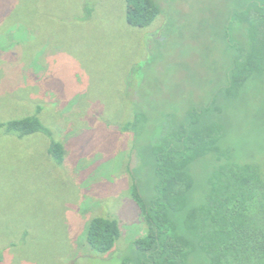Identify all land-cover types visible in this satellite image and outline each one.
Instances as JSON below:
<instances>
[{"label":"rangeland","instance_id":"rangeland-1","mask_svg":"<svg viewBox=\"0 0 264 264\" xmlns=\"http://www.w3.org/2000/svg\"><path fill=\"white\" fill-rule=\"evenodd\" d=\"M247 1L160 0L154 23L137 27L125 0H0V123L41 107L66 146L59 165L42 133L0 128V264H123L133 254L148 225L131 164L143 190L153 170L134 132L122 129L134 100L147 109L150 131L174 104L211 101L227 81L229 48H243L238 37L247 34L238 24L225 30L230 5ZM225 115L231 139L264 159V79ZM97 216L121 226L109 253L88 241Z\"/></svg>","mask_w":264,"mask_h":264},{"label":"trees","instance_id":"trees-1","mask_svg":"<svg viewBox=\"0 0 264 264\" xmlns=\"http://www.w3.org/2000/svg\"><path fill=\"white\" fill-rule=\"evenodd\" d=\"M125 1L127 19L137 27L152 25L163 10L160 0ZM230 8L225 30L238 24L247 34L238 37L243 48H229L227 81L211 101L190 108L174 104L150 131L147 109L134 100V117L122 128L134 132L153 165L150 191L142 189L138 167L130 169L148 231L135 240L123 264H264V159L233 141L225 121L226 105L237 104L249 83L264 79V0L233 2ZM41 111L2 122L0 128L23 138L42 133L49 138L51 158L61 165L65 143ZM87 235L104 254L114 250L122 230L118 219L97 216Z\"/></svg>","mask_w":264,"mask_h":264},{"label":"water","instance_id":"water-1","mask_svg":"<svg viewBox=\"0 0 264 264\" xmlns=\"http://www.w3.org/2000/svg\"><path fill=\"white\" fill-rule=\"evenodd\" d=\"M134 158H135V156H133V160H134ZM134 168H135V164H131V170L133 171L134 170Z\"/></svg>","mask_w":264,"mask_h":264}]
</instances>
